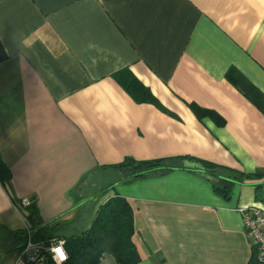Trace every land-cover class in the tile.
<instances>
[{
    "label": "crops",
    "instance_id": "crops-1",
    "mask_svg": "<svg viewBox=\"0 0 264 264\" xmlns=\"http://www.w3.org/2000/svg\"><path fill=\"white\" fill-rule=\"evenodd\" d=\"M0 41V154L12 174L10 191L0 180V264H14L26 228L15 200L73 233L116 196L139 264L250 263L239 209L264 206V175L235 182L228 199L189 169L119 182L97 202L85 194L124 178L103 166L126 157L264 173V112L227 78L236 67L264 93V0H0ZM137 84L164 108L138 100ZM98 264L118 262L105 252Z\"/></svg>",
    "mask_w": 264,
    "mask_h": 264
},
{
    "label": "trees",
    "instance_id": "trees-1",
    "mask_svg": "<svg viewBox=\"0 0 264 264\" xmlns=\"http://www.w3.org/2000/svg\"><path fill=\"white\" fill-rule=\"evenodd\" d=\"M7 58L8 54L0 41V63ZM227 78L264 112V93L249 78L236 67H231L228 70ZM130 90L138 100L156 102L158 106L164 108L142 84H137L131 87ZM196 110L199 115L202 112L212 113L202 109ZM188 159L199 162L202 168L185 167L183 161ZM103 168L122 172L124 178L98 188L94 194L83 193L88 188L84 184L85 180L83 179L81 184L73 190V195L77 196L79 192L83 191L82 193L86 195L87 199L85 202H97L99 198L119 182L142 179L154 175L162 176L176 169H189L194 172H203L213 177L212 183L215 191L228 199L235 182L256 179L264 175V173L246 174L213 162L187 157L158 158L153 160H137L133 157H126L120 163L103 166ZM11 179V170L0 154V180L9 191ZM15 203L23 211L26 218V228L17 232L18 235L16 236L21 241L20 252L25 248L29 239L37 245L48 246L51 239L56 238L65 240L68 259L63 264H98L105 252L113 254L118 264H139L141 260L131 240L134 233L132 212L123 197L116 196L100 205L90 226L87 229L73 233L66 231L69 229L68 222L61 220L62 216L48 222H42L34 200L30 199L28 205L23 204V199L15 200ZM28 231L30 234H28ZM45 263L55 264L47 252H45ZM249 264H261L258 260L257 252L252 256Z\"/></svg>",
    "mask_w": 264,
    "mask_h": 264
},
{
    "label": "built area",
    "instance_id": "built-area-1",
    "mask_svg": "<svg viewBox=\"0 0 264 264\" xmlns=\"http://www.w3.org/2000/svg\"><path fill=\"white\" fill-rule=\"evenodd\" d=\"M29 198L23 199V204L28 205ZM243 215L246 227L253 246L257 248L258 260L264 264V206L249 205L239 209ZM28 234L29 231H28ZM45 252L50 254L55 264H63L68 259L64 239H51L48 246H40L28 240L25 248L19 252L14 264H42L45 263Z\"/></svg>",
    "mask_w": 264,
    "mask_h": 264
},
{
    "label": "rangeland",
    "instance_id": "rangeland-1",
    "mask_svg": "<svg viewBox=\"0 0 264 264\" xmlns=\"http://www.w3.org/2000/svg\"><path fill=\"white\" fill-rule=\"evenodd\" d=\"M117 180H119V179H115V182H116ZM113 181H114V180H113ZM66 231L69 232V230H66ZM0 236H1V234H0ZM2 239H5L4 236H3Z\"/></svg>",
    "mask_w": 264,
    "mask_h": 264
}]
</instances>
